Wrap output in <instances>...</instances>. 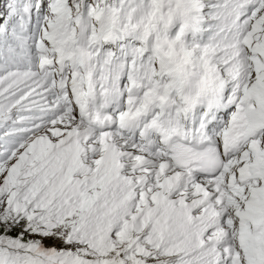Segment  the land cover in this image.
<instances>
[{"label": "snow or ice", "instance_id": "6c2138e0", "mask_svg": "<svg viewBox=\"0 0 264 264\" xmlns=\"http://www.w3.org/2000/svg\"><path fill=\"white\" fill-rule=\"evenodd\" d=\"M0 264H264V0H0Z\"/></svg>", "mask_w": 264, "mask_h": 264}]
</instances>
